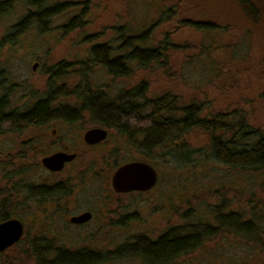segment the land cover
<instances>
[{
  "label": "rangeland",
  "instance_id": "rangeland-1",
  "mask_svg": "<svg viewBox=\"0 0 264 264\" xmlns=\"http://www.w3.org/2000/svg\"><path fill=\"white\" fill-rule=\"evenodd\" d=\"M254 1L258 14L252 15L244 11L239 0H51L52 4H62L68 9L51 21L47 32L29 30L16 46H4L0 40V80L5 85L0 96L2 90L7 91L10 106L22 110L54 90L50 109L61 107L66 112L65 108L70 107L78 118L81 107L74 100V90H81V82L111 95L144 82L147 98L167 95L177 108L194 104L202 109L201 117L217 113L227 124L241 120L248 129L264 134V0ZM165 12L169 16L163 17ZM23 15L18 7L0 18V39ZM74 17L76 26L67 27ZM188 22L208 23L214 29L196 28ZM149 27L145 45L161 48L156 45L163 39L170 43L161 51L163 60L159 63L142 67L130 61L125 76H113L92 62L84 65L92 44L111 42L120 32L140 34ZM35 62L38 65L32 70ZM50 73L55 79L51 80ZM81 117L68 122L72 123L70 129L93 126L82 112ZM58 119L52 122L58 123ZM43 124L21 125L22 132L19 126L17 131L0 134V204L3 202L7 215H18L16 193L24 186L17 181L16 155L20 144L33 138L37 144L41 143L42 149H50L42 132L48 130L45 128L48 123ZM213 131L193 127L178 141L184 143L183 153L187 150L188 155L178 159L165 155L155 160L158 178L150 191L117 194L109 200L122 206L121 214L130 216L113 228L117 235L114 241L91 239L81 245L84 253L92 251L101 256L102 260L97 258L93 264H143L142 257L129 255L123 246L137 242V236L154 240L165 232L182 231L199 223L211 228L216 209L234 215L220 213L216 221L238 235L217 228L212 235L203 237L194 251L172 258L168 264H264V223L255 230L252 221L253 228L242 222L251 218V206L264 204V170L255 174L217 161L210 152L212 135L226 140L231 134ZM137 138L135 141L140 143L141 137ZM104 146L112 152L109 161L117 159L119 165L142 159L139 146L115 131L110 130ZM103 172L98 182L97 178L85 177L81 182L82 196L75 199L70 196L74 207L80 204L84 208L93 207L94 194L103 183ZM36 174L48 176L39 170ZM66 187L69 194L78 191L76 186ZM46 199L40 198L38 202ZM23 208V214L30 215L29 209ZM43 208L39 206L37 217L33 215L35 223L26 220L21 242L0 253V264H37L39 255L32 250L45 247L48 240L59 248L77 250V242L60 243L50 235L53 215L65 212H48ZM239 234L252 236L247 241ZM42 258L39 260L42 264H57L50 257ZM150 258L144 264H159Z\"/></svg>",
  "mask_w": 264,
  "mask_h": 264
},
{
  "label": "trees",
  "instance_id": "trees-1",
  "mask_svg": "<svg viewBox=\"0 0 264 264\" xmlns=\"http://www.w3.org/2000/svg\"><path fill=\"white\" fill-rule=\"evenodd\" d=\"M239 3L245 12L252 15L258 14V7L254 0H239ZM18 7L24 15L11 28L9 27L6 34L0 39L4 46H16L20 38L29 30L47 32L51 21L68 9L62 4H52L51 0H0V18L10 15ZM164 14L163 17L169 16L168 12ZM160 19H163L162 16ZM169 19L171 20L173 17ZM76 21V17L69 19L67 27L76 26ZM188 25L207 28L208 31L214 29L208 23L188 22ZM150 31L149 27L140 34L120 32L111 42L94 43L87 51V58L83 63L84 65H88L89 62L95 65L99 64L113 76L127 75L126 73L130 70V61L136 62L142 67L151 62L159 63L163 60L161 51L170 43L163 39L156 45L161 48L148 47L145 44L148 42L147 34ZM240 46L242 45L240 44ZM53 73H50L49 76L51 80L55 79ZM3 81V79L0 80V89L5 88ZM82 83L80 91L78 89L73 91L74 100L79 102L82 114H85L92 124H98L115 131L130 143L138 145L142 159L153 167L155 160L162 156L174 155V158L178 159V157L188 155L187 150L183 153L184 143L179 144L178 141L193 127H199L203 130H214L213 132L222 130L224 134H231L226 140L212 135L210 152L217 161L234 169L255 174L264 170V134L248 129L241 120L235 124H227L228 121L223 122L217 113L201 117L202 109L199 106L190 104L177 108L175 101L167 95L156 99L147 98L144 82L134 88L120 90L113 95L97 86L92 89L87 82ZM2 91L3 94L0 96V134L6 131H17L19 126L20 132H22L24 131L22 126L48 123L51 118L56 119L62 116L66 122H71L76 118V114L72 111L73 108L70 107H66L67 111L62 113L56 110L51 111L50 103L54 99V90H51L46 98H40L32 102L30 107L22 110L13 109L9 102L10 95L7 91ZM60 109L61 107L58 108V110ZM138 136L141 137L140 143L135 141ZM42 190L46 191L45 188ZM37 195L39 198L44 197V194L37 193ZM3 208L2 202L0 213H3L0 214V220L7 218ZM220 213H227L230 217L234 216L230 211L223 213L216 209L211 228L205 223H199L198 226L190 225L189 228L186 227L182 231L166 232L154 240L140 239L128 247L123 246V249L129 255H139L144 263L151 257L150 259L158 261L159 264H168L172 258L194 251L199 246L200 240L205 236L212 235L217 228L238 235L224 227L223 223L216 221ZM250 215V219L242 222L248 228H253L251 223H255L256 230V226L259 228V224L264 223V204L257 207L251 206ZM239 235L247 241L252 236ZM119 251L121 250L119 249ZM100 257L93 252H88L82 255L69 254L56 261L57 264H89L90 262L93 264ZM41 258V255L36 257L37 264L43 263L39 261Z\"/></svg>",
  "mask_w": 264,
  "mask_h": 264
},
{
  "label": "flooded vegetation",
  "instance_id": "flooded-vegetation-1",
  "mask_svg": "<svg viewBox=\"0 0 264 264\" xmlns=\"http://www.w3.org/2000/svg\"><path fill=\"white\" fill-rule=\"evenodd\" d=\"M55 110L61 113L64 111L62 109L58 110V108H55L53 111ZM58 118V123L52 122L55 120L54 118H51L48 124L44 123L46 124L45 128L48 130H42V132L44 131V135L47 137L50 144V149L48 151L42 149L41 143L37 144L33 138H29V141L26 140L20 144L21 147L16 155L17 162H19L16 164L18 169V176H16L18 183L24 186L20 187L16 193V202L19 206V212L18 215H7V218L0 220L1 223L8 219H17L22 224V234L13 244L15 245L21 242L25 234L26 220H31L34 223L36 222V218L34 219L33 217L39 206L42 207L43 205V209L48 212H56L58 210L64 211V215H53L51 224H49L51 228L50 235L53 240L60 243L77 242V250L69 251L68 247L66 250L64 246L59 248L55 246L53 242H50V240L44 242L46 244L45 247H38L36 244L38 248L32 250L34 255L52 258V262L57 259H62L69 254H85L83 251L84 249H81V245L84 246L85 243L90 242L91 239L97 241L98 239H100L99 241L104 239L106 242L114 241L117 235L113 228L117 223L123 222L126 219L128 220L130 214H121L122 206L114 204V202H109V200H112L113 196L117 194L125 195L148 192L156 185L158 178L156 169L153 167L157 178L151 189L123 193L114 191L111 185V178L114 171L124 163L145 160L141 158L131 159L129 161H124L120 165L117 163V159L109 161L108 155L112 152H109L110 147L107 148L108 146L105 147L104 144L109 137L110 129L98 124H93V126L84 130H81V128L70 129L69 126H71L72 123L66 122L62 116ZM81 118L80 115L76 120H81ZM92 128L104 129L106 131L105 139L93 144L86 143L84 134L87 130ZM56 153H64L72 155L73 157L71 160L64 162L58 170H51L45 167L41 162L42 158L52 156ZM38 170L48 176H37L36 172ZM102 171H104L103 183L100 186V190L94 194L95 202L93 207L84 208L83 204L74 207L70 203L71 197L75 199V196L80 194L82 196L83 191L81 182L85 177L97 178L98 182L99 176L102 175ZM67 185H71L72 187L76 186L75 188H78V191H76L75 194H69V188L66 187ZM43 188H45L46 191L42 190ZM37 193L44 194L42 199H48L42 203L38 202L40 198ZM24 206L29 209L30 215L23 214L25 210V208H23ZM71 207L74 208L71 209ZM84 215H86V219H82ZM35 217H37V214ZM135 239L136 241L140 239L151 240L142 235L135 237ZM11 246L7 247L5 250L10 249ZM95 254L98 256V253Z\"/></svg>",
  "mask_w": 264,
  "mask_h": 264
},
{
  "label": "water",
  "instance_id": "water-1",
  "mask_svg": "<svg viewBox=\"0 0 264 264\" xmlns=\"http://www.w3.org/2000/svg\"><path fill=\"white\" fill-rule=\"evenodd\" d=\"M32 64V70L37 67ZM106 131L102 128H92L85 132L86 143L93 144L104 140ZM73 156L64 153H56L42 158V164L51 169L58 170L64 162L71 160ZM156 172L145 161H131L120 165L113 173L111 185L116 192L146 191L151 189L156 182ZM86 219V215L82 217ZM22 234V224L17 219H8L0 223V252L13 245Z\"/></svg>",
  "mask_w": 264,
  "mask_h": 264
}]
</instances>
